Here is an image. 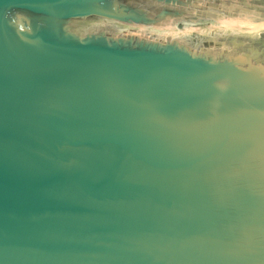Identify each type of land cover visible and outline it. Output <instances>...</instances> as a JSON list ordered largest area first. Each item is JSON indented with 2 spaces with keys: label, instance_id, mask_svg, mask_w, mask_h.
Here are the masks:
<instances>
[{
  "label": "water",
  "instance_id": "95a60500",
  "mask_svg": "<svg viewBox=\"0 0 264 264\" xmlns=\"http://www.w3.org/2000/svg\"><path fill=\"white\" fill-rule=\"evenodd\" d=\"M0 264H264V0H0Z\"/></svg>",
  "mask_w": 264,
  "mask_h": 264
}]
</instances>
